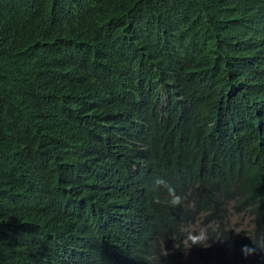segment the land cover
<instances>
[{"label":"trees","instance_id":"trees-1","mask_svg":"<svg viewBox=\"0 0 264 264\" xmlns=\"http://www.w3.org/2000/svg\"><path fill=\"white\" fill-rule=\"evenodd\" d=\"M94 1L106 10L0 0V264H62L55 252L61 240L51 245L46 233L70 211L53 176L94 154L89 134L103 93H117L112 105L128 113L122 86L132 78L152 74L158 85L179 78L198 87L185 102L162 105L167 132L150 147L168 151L171 165L187 161L176 139L181 118L214 119L224 125L223 138L247 120L223 103L218 78L238 68V80L252 82L247 92L264 89V0ZM90 158L84 174L95 166ZM106 158L109 167L97 175L103 212L122 206L103 201L105 194L129 189L119 173L127 155Z\"/></svg>","mask_w":264,"mask_h":264},{"label":"clouds","instance_id":"clouds-1","mask_svg":"<svg viewBox=\"0 0 264 264\" xmlns=\"http://www.w3.org/2000/svg\"><path fill=\"white\" fill-rule=\"evenodd\" d=\"M67 1L73 9L94 13L107 5ZM242 55L252 58L247 48ZM239 73L236 68L218 79L223 103L245 111V123L223 138L224 125L214 119L181 118L176 139L187 161L171 165L168 151L150 147L154 137L167 132L162 105L185 102L198 87L179 78L158 85L152 74L132 78L122 86L128 113L112 105L117 93H103L89 134L94 154L53 176L70 211L46 233L51 245L56 238L62 242L59 253L54 249L60 263L264 264V89L247 92L251 80L239 81ZM115 154L127 155L119 173L129 189L121 196L105 194L103 201L120 200L122 206L103 212L97 175L109 167L106 157ZM90 156L95 166L84 174Z\"/></svg>","mask_w":264,"mask_h":264}]
</instances>
